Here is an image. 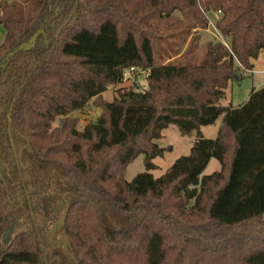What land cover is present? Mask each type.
<instances>
[{
  "label": "trees",
  "instance_id": "16d2710c",
  "mask_svg": "<svg viewBox=\"0 0 264 264\" xmlns=\"http://www.w3.org/2000/svg\"><path fill=\"white\" fill-rule=\"evenodd\" d=\"M203 9L222 13L231 49L157 65L164 34L208 30ZM1 27L0 65L40 35L0 70V264H264V88L221 104L264 53V0H0ZM131 69L147 90L105 101ZM90 103L101 114L79 131L71 116ZM170 126L196 140L156 179ZM140 155L147 172L128 182ZM213 159L221 169L204 175ZM50 197L69 205L65 254Z\"/></svg>",
  "mask_w": 264,
  "mask_h": 264
},
{
  "label": "rangeland",
  "instance_id": "374dc122",
  "mask_svg": "<svg viewBox=\"0 0 264 264\" xmlns=\"http://www.w3.org/2000/svg\"><path fill=\"white\" fill-rule=\"evenodd\" d=\"M14 1V0H11ZM211 18L214 16L211 14ZM212 30L199 31L194 35L182 38L177 33L164 34L163 39L155 41L154 54L155 63L157 65H165L168 63L186 64L193 62L199 64L202 62L206 53V48L209 43L218 42L215 38ZM175 35V36H173ZM5 37V31L0 28V45L3 43ZM226 42L231 46L229 38H226ZM254 71H264V53L261 54L259 60L255 62V70L248 72L246 78L241 83H231L226 91L225 98L221 101L223 106L238 107L246 103L249 99L250 93L254 87L264 88V74L256 73ZM254 74V75H253ZM138 76L137 85L135 84L136 77ZM130 79L125 81L118 87H110L109 91L103 95V99L107 102H113L118 96L119 91L135 90L137 92H143L147 90L148 85L146 81V75L139 72L138 75H130ZM101 114V110L90 103L83 111L75 112L71 117L78 119V130L84 131L86 127L97 121L98 116ZM222 119H220L215 125L202 128L203 136L207 139H216L219 131V126ZM54 128L59 126V121L54 123ZM163 139L158 141V145L162 148H166L167 151L163 158L154 160L157 167L156 170L150 173L154 178L162 177L169 168L181 157L188 156L191 152V148L196 140V135L183 136L180 134L179 129L176 126H170L164 130ZM221 169L220 163L213 159L208 168L204 172V175H212ZM147 172L145 166V156L140 155L132 164H130L126 171L125 179L128 182H132L139 174ZM46 210L51 217V223L53 228L59 224V219L62 217L65 206L61 202V199L56 197H50L46 200ZM9 239L10 234L7 235ZM52 241L62 254H65L64 250V238L60 230H56L52 237Z\"/></svg>",
  "mask_w": 264,
  "mask_h": 264
},
{
  "label": "water",
  "instance_id": "95a60500",
  "mask_svg": "<svg viewBox=\"0 0 264 264\" xmlns=\"http://www.w3.org/2000/svg\"><path fill=\"white\" fill-rule=\"evenodd\" d=\"M40 33H37L28 43H25L23 44L22 46H20L16 51H14L13 53L9 54L7 56V58L4 60V62L2 63V65H0V70H3L6 68L8 62L18 53L20 52H28V51H31L32 49H34L35 45H36V42H37V39L39 37ZM68 208H69V205L66 204V210H65V213L62 217V219L60 220L59 224H57L53 229H52V232H51V239L54 235V233L56 232V230H60L62 225L64 224L65 222V219H66V216H67V212H68ZM68 238H66V242H65V250L67 251L68 250Z\"/></svg>",
  "mask_w": 264,
  "mask_h": 264
},
{
  "label": "built area",
  "instance_id": "2783aa9c",
  "mask_svg": "<svg viewBox=\"0 0 264 264\" xmlns=\"http://www.w3.org/2000/svg\"><path fill=\"white\" fill-rule=\"evenodd\" d=\"M200 1V0H198ZM202 12L204 14H206L207 18L209 19V25H208V30H212L213 31V34L214 35V38L222 43L225 47H227L228 49H231L230 48V45L226 42V38L220 33V31L218 30V27H217V24L222 16V13L219 11V12H212V11H207V10H202ZM213 15L214 16V19L210 17V15ZM134 72V69H131L130 71H127L125 72L124 74V79L125 81H128L131 77L130 75H132V73ZM142 74H145L144 72H142Z\"/></svg>",
  "mask_w": 264,
  "mask_h": 264
},
{
  "label": "crops",
  "instance_id": "0c3cea01",
  "mask_svg": "<svg viewBox=\"0 0 264 264\" xmlns=\"http://www.w3.org/2000/svg\"><path fill=\"white\" fill-rule=\"evenodd\" d=\"M254 70H255V64H254ZM255 72V74L256 73H262V74H264V71H254ZM254 75V74H253ZM264 84V83H263ZM263 87H261V88H259V87H254L253 89H256V90H258V89H262ZM248 101V100H247Z\"/></svg>",
  "mask_w": 264,
  "mask_h": 264
}]
</instances>
